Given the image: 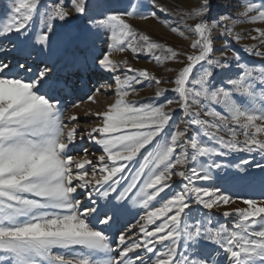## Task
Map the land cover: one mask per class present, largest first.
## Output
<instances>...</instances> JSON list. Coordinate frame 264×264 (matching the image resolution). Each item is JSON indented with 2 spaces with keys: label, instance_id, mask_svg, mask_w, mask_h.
<instances>
[{
  "label": "snow or ice",
  "instance_id": "obj_1",
  "mask_svg": "<svg viewBox=\"0 0 264 264\" xmlns=\"http://www.w3.org/2000/svg\"><path fill=\"white\" fill-rule=\"evenodd\" d=\"M166 11L157 0L0 6V264H264V163L254 156L264 160V0L181 10L183 27L171 31L190 51L165 49L130 23ZM243 23L254 26L237 31ZM242 39L252 43L235 47ZM126 49L181 67L168 80L127 63L116 75L111 54ZM105 73L114 102L78 133L64 98ZM144 81L154 96L127 99ZM85 138L103 152L95 161L87 149L73 155ZM237 201L246 207L221 213L237 215L231 226L213 219ZM130 205L144 211L135 224L122 222Z\"/></svg>",
  "mask_w": 264,
  "mask_h": 264
},
{
  "label": "rangeland",
  "instance_id": "obj_2",
  "mask_svg": "<svg viewBox=\"0 0 264 264\" xmlns=\"http://www.w3.org/2000/svg\"><path fill=\"white\" fill-rule=\"evenodd\" d=\"M4 0H0V6H2ZM157 3L167 9L166 12H158L157 15L159 19L156 18H148V19H140V18H133L131 19L130 23L133 25L134 29L143 35H148L150 40L153 42L160 43L163 48L173 47L179 51H190V40L185 39L179 34V31L173 32L171 31V27H177L181 29L183 27V23L179 16L181 10L187 11L190 8H193L197 0H157ZM167 21V24H165ZM187 23H192L191 20H187ZM254 25H250L248 23L241 24L237 31L244 32L248 28L253 27ZM259 26V25H255ZM252 43L247 39H242L240 44L234 45L235 47L239 48L244 44ZM156 55H160V50H156ZM219 53H217L218 55ZM111 59L119 63L122 67L118 70L116 75H125V71L123 65L127 63L132 68L135 69H147L150 73L156 75L157 77L161 78L162 80L170 79L174 73L169 72L167 69H178L181 67L179 63L176 61H165L162 64H157L151 56L141 53L139 56H136L132 53L130 49H126L124 52H120L118 50L113 51L111 54ZM109 84L111 85L110 88H103V85ZM95 87H102V91L99 93H95V102H92L88 99L90 95H93V92L90 89ZM138 88V93H132L129 95L127 99L132 101H138L140 103L148 102L149 98L154 96L156 91V85L150 81H144L142 84L136 86ZM160 87L171 88V84H161ZM116 88V84L112 79L110 74H103L102 77L92 76L87 81H85V85L82 88V91L77 92L76 94L65 97L64 102L68 109L66 116L75 115L78 117V133H86L92 127H95L99 122V118L95 117L94 115H89L88 113H96L103 111L109 104L114 102L115 96L113 94V90ZM169 96L172 94L169 93ZM73 103H78L79 107L72 108L71 105ZM65 123H68L67 119ZM72 125L69 124V127ZM242 139V137H241ZM82 149L88 150V158L95 161L96 157L103 154L102 150H99V146L89 142L87 138L83 142H80L79 139L77 141V149L74 150L73 155L77 158H82L84 153ZM95 153L93 156L92 154ZM244 156H248L247 153L242 154ZM255 161H259L264 163V160H261L260 155L254 154ZM251 158V157H249ZM138 165H132L128 169L125 170L123 175L127 177L129 180L131 176L135 175V169ZM179 177H173V191L178 189L179 184ZM127 180L122 181L123 184H126ZM212 182H204V186H211ZM232 195H240V196H249V195H257L258 193H252L249 191L243 190H231ZM103 203V201H101ZM246 207L242 202L237 201L233 205H229L226 207H222L221 209L214 210L213 219L219 221L220 223L226 224L231 226L233 221L238 219L237 215H232L227 218L223 217L221 213L223 211H233L235 208H243ZM139 212V215L137 213ZM144 214V211L139 209L138 206L130 205V211L125 213L122 217L123 223L131 222L135 224L136 220L140 219V216ZM134 235H138V232Z\"/></svg>",
  "mask_w": 264,
  "mask_h": 264
}]
</instances>
